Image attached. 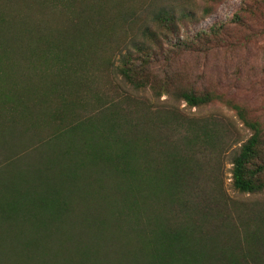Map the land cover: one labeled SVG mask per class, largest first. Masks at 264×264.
Masks as SVG:
<instances>
[{"label":"trees","instance_id":"obj_1","mask_svg":"<svg viewBox=\"0 0 264 264\" xmlns=\"http://www.w3.org/2000/svg\"><path fill=\"white\" fill-rule=\"evenodd\" d=\"M65 1L0 0V264H264V119L175 61L264 37V0L193 32L163 9L127 40L37 16Z\"/></svg>","mask_w":264,"mask_h":264},{"label":"rangeland","instance_id":"obj_2","mask_svg":"<svg viewBox=\"0 0 264 264\" xmlns=\"http://www.w3.org/2000/svg\"><path fill=\"white\" fill-rule=\"evenodd\" d=\"M27 2L29 0H16ZM46 1V0H45ZM68 1V2H66ZM64 3H49L44 8H38L37 16L44 17L49 12L63 13L65 17L73 19L75 14L96 18L102 15L103 20L108 22L107 27L101 25L103 34H106L110 22L117 24L116 34L126 40L129 34L137 35L142 25L150 23V17L165 9L193 11L198 21L186 22L185 29L190 32L196 29H204L213 23L227 22L238 9L240 0H217L211 3L210 14L205 15V4L202 0H66ZM43 9H47L45 13ZM130 22L132 29L122 26L123 20ZM232 26V25H231ZM233 27V26H232ZM234 28V27H233ZM116 45V39L113 41ZM104 49L101 48L100 52ZM99 52V55H100ZM176 65H183L186 71L184 85L193 86L196 89L214 88L235 102L255 109L257 114L264 119V37L257 35L245 44L237 45L231 50H217L208 53H193L178 56ZM175 65V66H176ZM93 85L102 92V95H113L115 92L123 94V87L118 80L95 75ZM137 96V95H135ZM138 97V96H137ZM166 97L160 99L163 103ZM145 100L150 101V96L145 95ZM178 110L188 115H210L213 110L223 113L228 118L233 116L222 108H206L198 113L195 109H188L185 104L179 103ZM225 185L229 189L230 165L225 167Z\"/></svg>","mask_w":264,"mask_h":264}]
</instances>
